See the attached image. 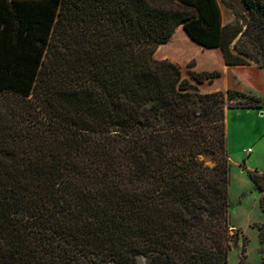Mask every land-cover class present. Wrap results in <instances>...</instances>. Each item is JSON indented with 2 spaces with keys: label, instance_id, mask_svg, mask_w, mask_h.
<instances>
[{
  "label": "trees",
  "instance_id": "trees-1",
  "mask_svg": "<svg viewBox=\"0 0 264 264\" xmlns=\"http://www.w3.org/2000/svg\"><path fill=\"white\" fill-rule=\"evenodd\" d=\"M242 2L224 38L216 0H0V264H228L225 114L264 99L154 52L181 26L264 73V0Z\"/></svg>",
  "mask_w": 264,
  "mask_h": 264
},
{
  "label": "rangeland",
  "instance_id": "rangeland-1",
  "mask_svg": "<svg viewBox=\"0 0 264 264\" xmlns=\"http://www.w3.org/2000/svg\"><path fill=\"white\" fill-rule=\"evenodd\" d=\"M216 1L226 38L240 28L239 22L232 15L233 9L245 15L247 10L242 0ZM154 58L176 65L183 78L193 83L200 93H225L221 73L226 65L221 49H205L195 44L181 26L166 43L157 47ZM202 73L209 75L212 80L195 83L192 76ZM246 73L249 74V71ZM246 73L238 77L242 82L239 90L264 99V85L253 88ZM216 74L219 76L215 77ZM225 123L226 150L229 156L227 220L229 233L238 239V246L228 255V264H264V213L260 207L264 194L257 191L248 176V172L264 175V106L261 110L229 109L225 114ZM136 262L146 264L142 257H137Z\"/></svg>",
  "mask_w": 264,
  "mask_h": 264
},
{
  "label": "crops",
  "instance_id": "crops-1",
  "mask_svg": "<svg viewBox=\"0 0 264 264\" xmlns=\"http://www.w3.org/2000/svg\"><path fill=\"white\" fill-rule=\"evenodd\" d=\"M225 67L226 68L221 73V79L224 81L223 85L225 91L227 89L241 91L239 88L242 82L238 77H240V74L246 73V71H249V74L246 73V78L253 88L257 89L264 85V73L255 65ZM255 70H258V72ZM261 74H263V76H261Z\"/></svg>",
  "mask_w": 264,
  "mask_h": 264
},
{
  "label": "built area",
  "instance_id": "built-area-1",
  "mask_svg": "<svg viewBox=\"0 0 264 264\" xmlns=\"http://www.w3.org/2000/svg\"><path fill=\"white\" fill-rule=\"evenodd\" d=\"M248 152H249V150H248Z\"/></svg>",
  "mask_w": 264,
  "mask_h": 264
}]
</instances>
